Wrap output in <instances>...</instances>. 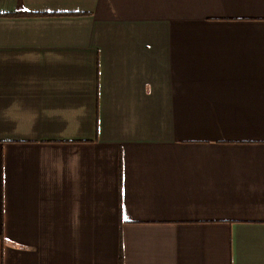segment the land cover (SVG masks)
Here are the masks:
<instances>
[{
    "label": "crops",
    "instance_id": "obj_1",
    "mask_svg": "<svg viewBox=\"0 0 264 264\" xmlns=\"http://www.w3.org/2000/svg\"><path fill=\"white\" fill-rule=\"evenodd\" d=\"M0 264H264V0H0Z\"/></svg>",
    "mask_w": 264,
    "mask_h": 264
}]
</instances>
